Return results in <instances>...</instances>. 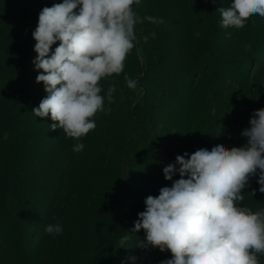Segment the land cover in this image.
I'll use <instances>...</instances> for the list:
<instances>
[{
	"label": "rangeland",
	"instance_id": "rangeland-1",
	"mask_svg": "<svg viewBox=\"0 0 264 264\" xmlns=\"http://www.w3.org/2000/svg\"><path fill=\"white\" fill-rule=\"evenodd\" d=\"M62 2L0 0V90L23 74L16 101L9 104L14 105L10 129L19 143L30 127L41 135L32 137L38 153L27 162L29 169L8 173L20 175L16 188L26 187L28 205L17 210L12 199L16 214L0 223V264H160L171 253L136 246L138 239L145 240L144 230L130 234L127 248L119 241L145 210L146 197L158 196L160 188L180 178L177 173L169 181L163 175L177 155L246 143L242 131L252 113L264 108V18L249 19L260 22L258 32L248 22L241 29L223 28L216 10L232 0H140L133 8L141 18L164 22L136 25L139 42L123 73L101 81V95L115 84L114 99H105L111 111L98 112L95 129L79 141L84 149L74 152L76 141L61 132L56 152L45 163L39 152L55 144L44 150L41 139L51 128L32 113L44 91L36 82L39 72L29 66L37 55L32 32L40 11ZM24 54L18 73L14 63ZM125 75L137 81L135 89L127 87ZM257 180L258 175L252 177L242 191L241 206L253 212L264 209ZM12 218L21 223L20 230L11 231ZM55 223L62 224L63 233H46V226ZM258 259L264 264V254Z\"/></svg>",
	"mask_w": 264,
	"mask_h": 264
},
{
	"label": "clouds",
	"instance_id": "clouds-1",
	"mask_svg": "<svg viewBox=\"0 0 264 264\" xmlns=\"http://www.w3.org/2000/svg\"><path fill=\"white\" fill-rule=\"evenodd\" d=\"M139 3L63 0L39 13L32 32L37 54L32 63L39 72L36 82L43 83L47 95L32 113L50 116L51 130L59 128L76 141L74 152L84 149L79 141L95 129L96 114L111 111L105 109V99L113 102L115 84L101 95V81L123 73L128 55L139 42L136 25L145 20L164 22L152 16L141 18L133 8ZM216 11L221 27L241 29L254 15L264 18V0H232L229 7ZM151 35L155 37L154 32ZM124 79L128 88L137 87L136 80L127 75ZM249 125L241 133L246 138L241 147L219 144L191 155L185 152L163 167L166 180L172 181L177 173L180 178L171 187L160 188L158 196L146 197L145 210L138 213L119 247L127 248L130 234L142 229L145 240L138 239L136 246L171 253L160 264H259L258 254H264V209L253 212L241 202L242 191L257 175L259 191L264 193V108L252 113ZM251 193L254 196L255 190ZM45 232L61 235L63 226L48 224Z\"/></svg>",
	"mask_w": 264,
	"mask_h": 264
},
{
	"label": "trees",
	"instance_id": "trees-1",
	"mask_svg": "<svg viewBox=\"0 0 264 264\" xmlns=\"http://www.w3.org/2000/svg\"><path fill=\"white\" fill-rule=\"evenodd\" d=\"M248 25L251 29L255 30L256 32L259 31V25L260 22H258V25H254L251 20H248ZM37 24V22H36ZM25 55L23 56V59L21 61L15 62L14 65H16L18 73H20L21 65L25 61ZM34 60V56H33ZM32 61L30 62L29 66H32ZM13 69V71H15ZM33 73H34V65H33ZM19 76V77H18ZM23 76L21 73L20 75L17 74L16 77H14L13 82L11 84H5L4 89L0 90V153L3 151V155L0 157V223L6 219V217H12V214H16V211H14V207H11V200L13 199V203L17 204V210H21L26 208L28 205V194L26 192V187L21 189H18V185L22 183V180L20 179V175H8V173H24L26 172V169H24L26 166L27 170L29 169V166L27 167V162L34 156L38 151L36 150V143H33V139L36 138L38 140L41 138L40 132L34 130L33 127H30L27 129V132L25 136L21 139V142L19 143L18 137L14 139V133H12V130L10 129V119L12 117L10 116V113L12 109L14 108V105H11L9 107L10 102H15V91L19 89V86L23 84V79L20 77ZM33 88H34V80H33ZM44 91L38 99V103H36V106H39V103L43 98L46 97L47 93L44 89ZM37 99V98H36ZM42 123L44 122L45 125L50 126L53 121L51 120L50 116L41 118ZM27 124V121H26ZM18 128H21L18 126ZM17 129V127H15ZM33 129V131H32ZM51 132V130L46 132L45 139L42 140V146L44 145V150L47 149V147L53 146L49 151H44V153H40L38 157L43 156L44 158L41 159V162H48L51 155L54 154L56 151H54L56 145L58 146L57 142L60 141V133L63 131L58 128L53 131L48 137V134ZM19 133V132H18ZM5 134H7V139H5ZM62 137V136H61ZM65 140V139H64ZM47 146V147H46ZM63 147V146H62ZM39 150V149H38ZM37 151V152H36ZM14 189H18V191H15L12 193ZM6 221V220H4ZM13 223L9 224L11 227V231L18 229H21V223L14 218H12ZM16 221V222H15ZM15 222V223H14ZM5 224V222L3 223ZM25 234V233H24ZM26 234L23 237L22 244H26ZM30 244H33V241L29 242Z\"/></svg>",
	"mask_w": 264,
	"mask_h": 264
}]
</instances>
